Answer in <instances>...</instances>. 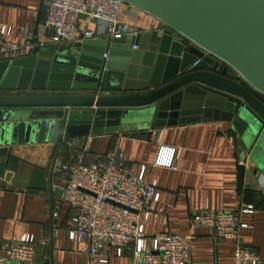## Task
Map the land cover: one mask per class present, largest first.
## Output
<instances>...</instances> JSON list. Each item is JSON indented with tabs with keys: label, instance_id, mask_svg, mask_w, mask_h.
Instances as JSON below:
<instances>
[{
	"label": "water",
	"instance_id": "obj_1",
	"mask_svg": "<svg viewBox=\"0 0 264 264\" xmlns=\"http://www.w3.org/2000/svg\"><path fill=\"white\" fill-rule=\"evenodd\" d=\"M123 1L166 29L108 38L99 51L86 42L54 60L40 59L47 49L37 45L0 63V144L47 130L60 143L112 134L133 119L156 128L227 121L264 143V0ZM19 108L32 109L29 120L8 121Z\"/></svg>",
	"mask_w": 264,
	"mask_h": 264
},
{
	"label": "crops",
	"instance_id": "obj_2",
	"mask_svg": "<svg viewBox=\"0 0 264 264\" xmlns=\"http://www.w3.org/2000/svg\"><path fill=\"white\" fill-rule=\"evenodd\" d=\"M43 1L0 0V29H11L10 41L23 43L24 30H29L31 44L47 49L39 53V58L49 60L74 53L86 42L91 43L93 51L105 47L108 33L101 22L87 16L80 17L70 42H50L44 27ZM120 20L130 23L128 40L139 33L166 29L160 19L130 4L122 7ZM86 31H92L95 37L84 38ZM32 53L30 50L25 56ZM6 61L0 59V63ZM31 113L30 108H19L8 121L29 120ZM162 147L180 149L177 168L153 165ZM85 148L92 153L89 160H94L95 154L116 150L125 153L126 164L136 172L141 163L150 166L148 175L158 183L161 197L156 211L145 221V233L148 237L169 232L187 237L192 251L190 264H235L232 241L217 238L212 228L191 226V217L206 207L234 212L243 205H253L254 212L240 214L241 223L246 225L240 234L244 244L264 259V187L259 184V177L264 175V143L255 144L252 138L241 136L231 122L218 120H190L156 128L151 120L133 119L112 134L60 143L58 131L47 130L42 136H23L22 142L0 144V240L17 241L32 235L48 243L40 250L41 264L87 263L83 245L68 238L70 207L62 202L63 176L57 173L62 164L77 162ZM240 161H245V166ZM109 264H132V255L128 252L119 256L113 250Z\"/></svg>",
	"mask_w": 264,
	"mask_h": 264
},
{
	"label": "built area",
	"instance_id": "obj_3",
	"mask_svg": "<svg viewBox=\"0 0 264 264\" xmlns=\"http://www.w3.org/2000/svg\"><path fill=\"white\" fill-rule=\"evenodd\" d=\"M123 0H44V27L50 42L60 45L70 42L77 33L81 16L101 22L108 38L131 34L129 22L120 20ZM11 29H0V59L14 60L33 50L30 31L24 30V42L10 41ZM95 34L86 31L84 38ZM37 46V45H36ZM136 48V47H135ZM205 54L210 55L207 51ZM108 57V54H105ZM196 61L193 65H197ZM180 149L162 147L154 166L177 168ZM85 148L77 162L64 163L57 173L63 176L62 202L70 207L67 234L73 242L83 245L86 264H109L110 252L119 256L131 253L132 264H190L191 246L187 237L165 233L148 237L145 221L156 211L161 193L158 183L149 175V165L141 163L139 171L126 164L122 151L110 150L95 154ZM245 161H240L245 166ZM264 187V175L259 177ZM253 205H243L238 211H216L206 207L191 217L193 228L215 230L216 237L235 244V264H264V259L241 237L246 225L241 213H252ZM47 241L26 235L17 241L0 240V264H41L39 254Z\"/></svg>",
	"mask_w": 264,
	"mask_h": 264
}]
</instances>
